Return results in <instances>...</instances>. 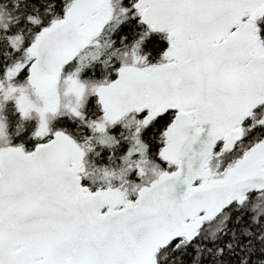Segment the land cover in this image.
Returning <instances> with one entry per match:
<instances>
[{
  "label": "snow or ice",
  "instance_id": "obj_1",
  "mask_svg": "<svg viewBox=\"0 0 264 264\" xmlns=\"http://www.w3.org/2000/svg\"><path fill=\"white\" fill-rule=\"evenodd\" d=\"M0 264H264V0H0Z\"/></svg>",
  "mask_w": 264,
  "mask_h": 264
}]
</instances>
